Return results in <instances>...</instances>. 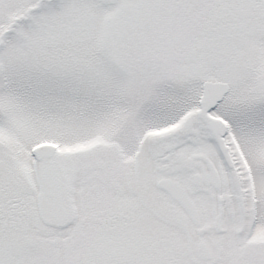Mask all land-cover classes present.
I'll return each mask as SVG.
<instances>
[{
    "label": "snow or ice",
    "instance_id": "1",
    "mask_svg": "<svg viewBox=\"0 0 264 264\" xmlns=\"http://www.w3.org/2000/svg\"><path fill=\"white\" fill-rule=\"evenodd\" d=\"M0 264H264V0H0Z\"/></svg>",
    "mask_w": 264,
    "mask_h": 264
}]
</instances>
